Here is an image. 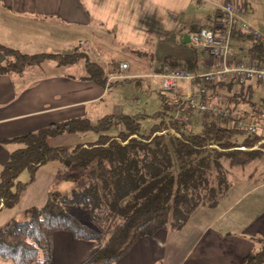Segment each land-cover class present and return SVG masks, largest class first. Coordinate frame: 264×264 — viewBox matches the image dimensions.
<instances>
[{
	"label": "crops",
	"instance_id": "0c3cea01",
	"mask_svg": "<svg viewBox=\"0 0 264 264\" xmlns=\"http://www.w3.org/2000/svg\"><path fill=\"white\" fill-rule=\"evenodd\" d=\"M227 1L230 0H0L3 46L26 54L63 55L79 49L101 64L107 75L112 56L109 52L149 57L140 60L142 71L134 68L133 73H126L132 69L131 63L126 58L119 59L127 63L125 78L112 80L107 87L85 79L83 60L58 64L49 58L22 72L1 75L0 171L9 151L15 148L3 142L6 139L71 118L86 117L92 122L110 114L145 112L129 105L123 89L130 78H135V89L148 96L151 92L157 94L165 117L150 118L153 124L161 119L168 122L174 113L172 99L177 94L165 93L159 79L150 75L171 67L174 59L189 61L196 73L212 70L215 59L186 42V38L201 27L218 26L222 17L218 19L217 12ZM231 1L239 4L242 0ZM239 54L243 50L234 51L235 57ZM166 58H170L168 63ZM4 60L0 52V64ZM199 84L196 80L190 83L192 88ZM179 89L183 93L186 83L180 82ZM208 90L209 105L224 100L220 89ZM186 114L189 129L191 123L208 118L195 110ZM60 170L58 161L39 166L17 204L0 211V225L22 209L42 206ZM248 178H236L216 206L197 207L183 227L141 237L109 264H243L248 254L257 249L259 240H264V182ZM70 181L63 183L68 185ZM97 247L95 240L75 238L66 230L55 231L48 264H82ZM6 263L13 264L0 262Z\"/></svg>",
	"mask_w": 264,
	"mask_h": 264
},
{
	"label": "trees",
	"instance_id": "16d2710c",
	"mask_svg": "<svg viewBox=\"0 0 264 264\" xmlns=\"http://www.w3.org/2000/svg\"><path fill=\"white\" fill-rule=\"evenodd\" d=\"M217 17H222L220 10ZM220 28L221 23L212 27L215 31ZM231 45L236 52L243 50L238 59L264 63V44L237 26ZM0 52L5 56L0 76L22 72L29 65L53 58L58 64L83 60L85 79L102 86L107 82L103 66L79 49L63 55L26 54L0 44ZM172 62L171 67L196 72L189 61ZM208 89L221 90L224 100L215 106H227L229 118H206L198 132L191 131L186 122L173 121V115L168 122L161 119L142 132L141 120L165 117L160 110L150 115L110 114L94 123L86 117L71 118L4 140L15 148L9 151L0 171V211L17 204L21 193L34 180L37 168L49 161H58L61 168L68 169L67 178L75 186L68 192L49 188L42 206L30 207L20 219L12 217L0 225V258L13 264H48L54 232L66 230L75 238L95 240L98 244L82 264H109L141 237L158 230L179 229L197 207L216 206L234 182L229 179L232 168H243L254 161L264 164V132L247 134L233 125V118L259 112L264 99L254 102L253 85L233 78L208 85L207 94ZM113 123L118 125V132L109 135L106 132ZM82 131H93L98 137L72 146L48 143L51 137ZM253 168L259 178L255 181L264 182V166L257 171V167ZM23 171L30 173L28 181L19 179ZM68 203L86 209L100 229H92L71 215L64 207ZM243 264H264V240H259L257 249L248 254Z\"/></svg>",
	"mask_w": 264,
	"mask_h": 264
},
{
	"label": "built area",
	"instance_id": "2783aa9c",
	"mask_svg": "<svg viewBox=\"0 0 264 264\" xmlns=\"http://www.w3.org/2000/svg\"><path fill=\"white\" fill-rule=\"evenodd\" d=\"M220 10L222 22L218 31L201 27L188 35L192 45L198 46L215 59L212 70L196 73L182 67H168L150 75L153 79H159V84L165 93L177 94L172 99L174 110L172 119L178 123L188 122L187 114L183 112V109L195 110L208 118L217 117L221 121H226L229 118L227 106L217 107L208 104L207 86L210 84L233 78L238 83L253 80L264 85V63L253 59H238L234 56V48L231 45V35L235 26L262 44H264V33L243 19L241 14L246 10L244 4H235L230 0L223 3ZM126 68V62H117L114 68L111 67L106 87L112 80L124 79L123 71ZM197 79L200 84L192 88L190 83ZM182 81L187 86L183 93L179 89ZM233 125L244 130L247 134H253L260 130L264 132V107L257 113H244L241 117L233 118ZM172 133L174 132L172 131ZM261 142H264V139Z\"/></svg>",
	"mask_w": 264,
	"mask_h": 264
},
{
	"label": "rangeland",
	"instance_id": "374dc122",
	"mask_svg": "<svg viewBox=\"0 0 264 264\" xmlns=\"http://www.w3.org/2000/svg\"><path fill=\"white\" fill-rule=\"evenodd\" d=\"M239 3H242L246 5V10L241 15L243 19L249 23L251 26L256 28L257 30L264 33V0H242ZM178 51V49H176ZM236 52V50L234 49ZM112 56L109 59L108 68L109 70L115 67L116 63L121 58H126L131 63V70L126 71V73H133L135 72L134 68H137L136 71H142V69L139 67L140 60H149L148 56H140L137 54H124L121 53H115L114 51L109 52ZM236 54V53H235ZM152 55V54H149ZM112 65V66H111ZM138 67H135L137 66ZM204 71H209L208 69H202L203 73ZM72 75H77L78 73L75 71H69ZM140 76V75H139ZM135 78L127 79L125 82V88L123 89L125 92V95L127 97V100H129V105L133 109L145 111L147 113L152 114L156 110H161V103L160 100L157 97V94L155 92L149 93V96L146 95L145 92L140 91L139 89H135L133 81ZM248 83L253 85V96L252 100L256 102L257 104L260 103L264 99V85L258 84L255 81H249ZM114 90V89H113ZM159 91V89H157ZM123 93V92H122ZM112 97V96H111ZM114 98V97H113ZM133 98H136L134 101H132ZM121 99V97H120ZM223 102V101H222ZM225 103V102H224ZM174 114V113H173ZM97 120H93L92 122H96ZM202 121L199 122H193L190 124V130L193 132H198L201 130V124ZM153 125V122L149 118H144L141 120V131H148ZM118 132V126L116 123H113L110 129L106 132L109 135H114ZM98 137V134H96L93 131H82V132H76V133H69V134H63L58 135L55 137H51L48 140V143L51 146H54L56 144L59 145H76L79 143H88L91 141H94ZM257 167V170L262 169V166L264 164L260 161H254L252 163H249L245 167H234L231 170V174L229 176L230 180L235 181L236 178H242V177H249L248 179L255 181V179H259L257 177V174L254 173L255 170L253 167ZM253 173V174H252ZM252 174V175H250ZM68 169H63L56 174L55 181L51 184L50 189H57L61 192H68L71 190L72 187L75 186V182L70 181L67 177L69 176ZM30 178V173L28 171H23L19 179L22 181H28ZM70 181V183L67 185L63 182ZM63 183V184H62ZM29 186V185H28ZM52 187V188H51ZM28 187H26V190ZM33 207V206H32ZM65 209L74 217H76L81 223L91 227L92 229L99 230L100 227L89 215L88 211L78 204L75 203H68L65 206ZM30 208V207H28ZM25 208L24 210H20L17 215H15V218L20 219L22 217L23 212L28 209ZM0 262L6 261L9 262V259H3L0 258ZM8 264V263H6Z\"/></svg>",
	"mask_w": 264,
	"mask_h": 264
},
{
	"label": "water",
	"instance_id": "95a60500",
	"mask_svg": "<svg viewBox=\"0 0 264 264\" xmlns=\"http://www.w3.org/2000/svg\"><path fill=\"white\" fill-rule=\"evenodd\" d=\"M189 41V39L188 38H186V42H188Z\"/></svg>",
	"mask_w": 264,
	"mask_h": 264
}]
</instances>
